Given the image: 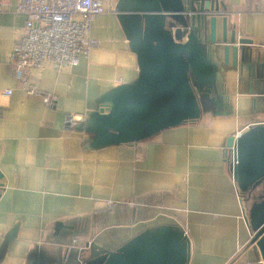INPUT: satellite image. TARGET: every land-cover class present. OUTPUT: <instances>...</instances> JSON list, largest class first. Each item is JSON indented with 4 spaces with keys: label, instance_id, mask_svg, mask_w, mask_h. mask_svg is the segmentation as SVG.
<instances>
[{
    "label": "crops",
    "instance_id": "0c3cea01",
    "mask_svg": "<svg viewBox=\"0 0 264 264\" xmlns=\"http://www.w3.org/2000/svg\"><path fill=\"white\" fill-rule=\"evenodd\" d=\"M228 36L247 39L251 70L222 74L226 111L165 130L134 146L89 150L87 133L67 130L57 106L133 81L137 58L112 10L92 21L98 46L60 72L33 77L40 97L22 92L8 66L25 17L16 2L0 13V245L20 222L1 264H26L37 247L49 256L93 243L115 250L158 221H173L190 242L188 264H263L250 245L244 211L225 154L227 139L264 124V0H219ZM218 37L221 19L217 21ZM222 58V53L219 55ZM260 74V75H259ZM5 90H12L7 96ZM56 106V107H55ZM158 220V221H157ZM73 229L54 236V223Z\"/></svg>",
    "mask_w": 264,
    "mask_h": 264
},
{
    "label": "water",
    "instance_id": "95a60500",
    "mask_svg": "<svg viewBox=\"0 0 264 264\" xmlns=\"http://www.w3.org/2000/svg\"><path fill=\"white\" fill-rule=\"evenodd\" d=\"M114 13L129 49L136 55L137 77L83 101L57 106L67 130L87 133L89 150L134 146L155 135L226 111L222 74L230 65L253 63L252 42L228 36L225 6L219 0H113ZM221 19L218 37L217 21ZM222 53V58L219 57ZM260 75V74H259ZM56 107V106H55ZM234 165L232 179L240 193L250 245L264 264V124H252L227 139ZM0 173V180L2 179ZM3 186L0 183V190ZM158 221V220H157ZM54 223V236L68 228ZM18 222L0 245V264L16 238ZM190 242L173 221H158L115 250L88 243L83 250L41 247L26 264H188Z\"/></svg>",
    "mask_w": 264,
    "mask_h": 264
},
{
    "label": "built area",
    "instance_id": "2783aa9c",
    "mask_svg": "<svg viewBox=\"0 0 264 264\" xmlns=\"http://www.w3.org/2000/svg\"><path fill=\"white\" fill-rule=\"evenodd\" d=\"M13 1L15 13L25 17V24L8 66L22 92L40 97L33 77L47 66L57 72L78 66L80 58L98 46L90 37L92 21L112 9L106 5L107 0H0V13ZM4 94L11 95L12 90ZM225 157L231 169L235 163L232 149H227ZM236 191L244 211L237 187Z\"/></svg>",
    "mask_w": 264,
    "mask_h": 264
}]
</instances>
